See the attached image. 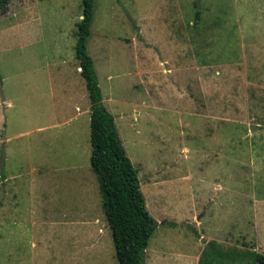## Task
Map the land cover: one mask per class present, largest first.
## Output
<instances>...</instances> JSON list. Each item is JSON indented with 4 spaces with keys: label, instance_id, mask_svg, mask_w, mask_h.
Masks as SVG:
<instances>
[{
    "label": "rangeland",
    "instance_id": "rangeland-1",
    "mask_svg": "<svg viewBox=\"0 0 264 264\" xmlns=\"http://www.w3.org/2000/svg\"><path fill=\"white\" fill-rule=\"evenodd\" d=\"M92 4L86 53L157 223L144 264H253L264 0ZM80 14V0H11L0 13V264H117L88 162Z\"/></svg>",
    "mask_w": 264,
    "mask_h": 264
},
{
    "label": "trees",
    "instance_id": "trees-1",
    "mask_svg": "<svg viewBox=\"0 0 264 264\" xmlns=\"http://www.w3.org/2000/svg\"><path fill=\"white\" fill-rule=\"evenodd\" d=\"M11 0H0V13ZM75 23L74 58L88 97V162L96 176L100 206L108 226L117 264H144V252L156 221L146 210L137 171L126 156L113 116L102 103L101 92L86 53L93 0H80ZM253 264H264V254H252Z\"/></svg>",
    "mask_w": 264,
    "mask_h": 264
},
{
    "label": "crops",
    "instance_id": "crops-1",
    "mask_svg": "<svg viewBox=\"0 0 264 264\" xmlns=\"http://www.w3.org/2000/svg\"><path fill=\"white\" fill-rule=\"evenodd\" d=\"M79 73V72H78ZM79 233H81V228H78V235H79ZM95 234H96V232H95ZM97 247V246H96Z\"/></svg>",
    "mask_w": 264,
    "mask_h": 264
}]
</instances>
